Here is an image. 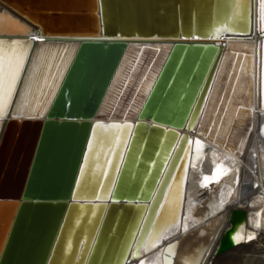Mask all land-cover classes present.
<instances>
[{"label":"water","instance_id":"1","mask_svg":"<svg viewBox=\"0 0 264 264\" xmlns=\"http://www.w3.org/2000/svg\"><path fill=\"white\" fill-rule=\"evenodd\" d=\"M258 1L244 0V24L235 28L229 0H79L75 10L0 0V41L26 49L0 116V264H116L137 213L124 260L139 249L184 168L192 139L178 130L193 128L201 113L196 131L219 145L221 117L251 116V67L242 54L255 12L263 37ZM222 36L237 38L203 42ZM39 42L70 55L49 101L22 115L19 91ZM193 87L191 107L175 122L179 92ZM222 127L242 136L250 130L240 118ZM244 221V210L229 209L213 257L233 248L231 235ZM199 230L202 252L210 234ZM186 240L169 244L179 249Z\"/></svg>","mask_w":264,"mask_h":264},{"label":"bare ground","instance_id":"2","mask_svg":"<svg viewBox=\"0 0 264 264\" xmlns=\"http://www.w3.org/2000/svg\"><path fill=\"white\" fill-rule=\"evenodd\" d=\"M78 1L79 0H53L50 2H54L53 4L55 6L53 7L56 9L75 10ZM256 1L257 0H255V4L257 5ZM48 2V0H40L39 4L41 7L39 8H53L50 6L52 5L51 3H49V5L45 4ZM227 3H229L230 7L228 12L230 13L231 11L232 15V25H234L235 28L243 25L244 0H229ZM11 5L23 12V8L20 7L19 4L13 2ZM91 6L92 5H89V8ZM258 7V28L264 29V4L262 3L261 5V0L258 1ZM33 8L34 7L28 5L27 11L24 12V14L32 17L33 12L31 9ZM218 15L219 14L212 15L213 21H215ZM223 15L222 13V16ZM256 16L257 14L255 12L254 24L252 25L251 22L249 33H247V35L251 37L250 39H245L246 54H242L245 57V61L247 63L249 62L251 67L249 76V108L251 116L249 118L242 115L237 117V114L235 116L230 114L231 117H229L228 114L221 117L219 120V127L216 130L217 136L219 137V140H217L219 141V145L208 142L196 131L201 113L195 121L193 128L183 127L178 130L179 133H188L192 142L188 144L189 148L184 161V168L177 181L173 184L169 196L167 197L166 206L157 227L155 231H150L153 236L162 233L160 242L155 248L147 252L140 245V255L138 257L133 255L128 257L127 255V258L124 260L128 249V247L126 249L128 241H131L137 224L139 223V214L137 213L133 221L134 224L121 242V246L117 252L116 264H141V261H143V264H164L163 250L165 246L174 240L180 242L185 237L187 240L183 243L181 242V248L179 249V245L169 244L175 245V255L176 252L179 253L180 251L178 256L180 259L176 264H211L219 237L222 235L227 225L229 209H242L243 207H247L246 203L250 199L246 194L239 192L238 189L237 171L241 163L245 164V167L251 166L252 163L258 164L260 169L263 168L262 177L264 178V30L262 32L263 37H260L256 31ZM228 18H230V15ZM1 21L0 19V29L5 26ZM237 24L239 26H237ZM233 38L234 39L230 40L229 37L222 36L203 40V42H214L222 46L223 43L228 44L230 41L236 40L235 38L237 37ZM69 55V48L57 44L39 42L35 48L19 91L18 112L22 113V115L35 114L40 110L41 104H46L49 101L54 92V85L59 79L62 66L68 60ZM202 68H200L202 71L198 73L199 75L197 74V76L204 73V69ZM193 88L194 90L189 89L186 95L183 94V89L182 91L179 90V97H182L178 100L176 106L175 113L177 116L175 122L181 121L184 113L191 107L192 98L196 95L199 86L197 90L196 87ZM195 90L196 92H194ZM174 106L175 105H172V108ZM166 111H170V109L168 108ZM235 118H240L246 122V125L248 122V125H250L249 134L242 136L241 133L234 132L232 129L230 130L228 128V130H226L223 127L221 128L222 123L230 124L231 127ZM194 136L197 139L193 140ZM197 140L203 145L200 149H198L196 145ZM227 142L229 144H227ZM239 151H242L241 155H239ZM185 167L186 171L184 170ZM205 176L208 177L207 180L204 179ZM181 177H183L182 183L180 180ZM256 185L259 184L257 183ZM260 192L256 200L251 199L252 204L254 200L257 204L259 203L260 206L263 205V210L259 211L253 216L254 218L251 219L252 226L258 231H247L246 228H243L244 223H241L239 225L240 231L232 237L231 241L233 244L242 242V240L247 241L249 234H253L255 238H257L258 233L261 232V229L264 227V186H261ZM136 207L139 208V206ZM3 218L4 216L2 215L0 221L3 220ZM257 223H259V227H257ZM194 228H200V235L204 231L209 230V241L202 252L201 238L195 234L196 231L194 232ZM166 229H170V231ZM148 239L149 237L145 236L143 240ZM262 240L264 242L263 235ZM112 257H114V255ZM109 260L107 262H109ZM244 262L246 264H264V248L255 251V255H247Z\"/></svg>","mask_w":264,"mask_h":264},{"label":"snow or ice","instance_id":"3","mask_svg":"<svg viewBox=\"0 0 264 264\" xmlns=\"http://www.w3.org/2000/svg\"><path fill=\"white\" fill-rule=\"evenodd\" d=\"M6 42L0 41V116L6 115L7 105L11 102L12 93L15 90V85L19 79V74L23 68L24 60L26 59V49L24 51H18V46L21 45L20 41H12L10 45L4 47ZM110 127H120L119 125H111ZM198 149L202 148L203 145L199 140L196 141ZM186 171V167L184 169ZM205 180L208 179L207 176L204 177ZM181 183L183 177L180 178ZM163 207V206H161ZM257 223V227H259ZM170 231V229H166ZM186 230V228H185ZM161 234H156L153 236L152 233H148V240H142L140 242L144 250L150 251L155 248L159 242ZM255 236L249 234L247 239L252 240ZM235 239V238H234ZM175 245H168L164 249V264H171V256L174 255ZM133 256H139V249L132 253ZM143 264V261H141Z\"/></svg>","mask_w":264,"mask_h":264},{"label":"built area","instance_id":"4","mask_svg":"<svg viewBox=\"0 0 264 264\" xmlns=\"http://www.w3.org/2000/svg\"><path fill=\"white\" fill-rule=\"evenodd\" d=\"M245 164L241 163L237 173H238V189L239 192L246 194L250 199L247 201V207H243L242 210L245 212V221L243 222V228H246L247 231H258L251 224V219H253L259 211L263 210V205L256 203V197L260 195L261 186H264V178L262 177L263 168L260 169L258 164H251V166H244ZM259 185H256V184ZM247 199V197H246ZM253 204H252V200ZM247 222V223H246ZM240 231L239 226L232 233L231 238L234 237ZM262 235L264 236V227L261 229V232L258 233L257 238L250 241H243L233 244V247L239 246H250L251 252L258 251L259 249L264 248V242L262 240ZM261 247V248H259Z\"/></svg>","mask_w":264,"mask_h":264},{"label":"rangeland","instance_id":"5","mask_svg":"<svg viewBox=\"0 0 264 264\" xmlns=\"http://www.w3.org/2000/svg\"><path fill=\"white\" fill-rule=\"evenodd\" d=\"M247 255H255L251 252L250 246H239L214 256L211 264H246L245 258Z\"/></svg>","mask_w":264,"mask_h":264}]
</instances>
